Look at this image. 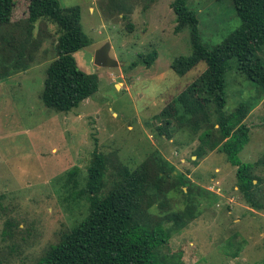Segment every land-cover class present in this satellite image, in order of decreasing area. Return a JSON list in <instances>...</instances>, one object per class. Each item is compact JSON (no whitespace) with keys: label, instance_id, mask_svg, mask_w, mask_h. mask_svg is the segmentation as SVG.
<instances>
[{"label":"rangeland","instance_id":"374dc122","mask_svg":"<svg viewBox=\"0 0 264 264\" xmlns=\"http://www.w3.org/2000/svg\"><path fill=\"white\" fill-rule=\"evenodd\" d=\"M60 1L81 7L83 28L93 42L74 55L80 68L99 76V90L69 112L44 104L47 69L57 56L61 31L42 19L28 33L29 0H19L14 25L0 29V264H35L89 213L88 198L79 194L95 151L107 157L104 193L124 167L150 162L151 205H143V219L170 231L154 253L156 264H264V95L238 70L237 58L229 61L224 110L255 104L245 121L250 140L239 159L255 163L258 207L245 200L237 167L225 154L214 150L198 159V135L159 128L158 114L207 67L201 62L185 76L171 67L177 56L193 51L191 27L175 31V0ZM187 3L209 47L242 23L233 0ZM107 43L120 66L94 63L96 51ZM154 51L158 58L148 66ZM258 53L264 59V47ZM156 152L183 178L169 173L157 189ZM189 179L200 184L194 197L191 183L184 181Z\"/></svg>","mask_w":264,"mask_h":264},{"label":"trees","instance_id":"16d2710c","mask_svg":"<svg viewBox=\"0 0 264 264\" xmlns=\"http://www.w3.org/2000/svg\"><path fill=\"white\" fill-rule=\"evenodd\" d=\"M18 3L19 0H0V29H11L14 25L13 15ZM233 3L241 25L222 43L209 47L201 39L198 15L187 0L173 2L177 15L175 31L191 27L193 51L190 55L177 56L171 64L172 69L185 76L201 62L207 67L164 107L157 118L161 122L159 128L168 133L171 129L185 128L193 136L198 135L200 144L194 153L198 159L214 150L225 154L237 167L238 187L245 200L252 207H258L255 192L258 178L252 173L255 163H242L239 159V153L250 140V127L245 121L255 104L242 102L230 113L224 109L227 104L226 73L232 58H237L238 70L264 95V59L258 53L264 47V0H233ZM28 5V33L42 19L58 25L61 31L57 56L47 69L42 99L50 108L69 112L99 90V76L80 68L74 55L93 42L83 28L81 7L63 6L60 0H29ZM3 38L10 43L6 36ZM157 58V51L149 54L146 58L148 66ZM153 159L157 189L169 173L183 178L175 165L158 152ZM149 163L145 161L133 170L124 167L119 171L120 178L104 193L107 157L103 152L95 151L85 186L79 194L88 198L89 213L70 231L63 233L35 264H156L154 253L168 241L170 231L161 225L151 227L143 219V205H151L146 197L151 189ZM70 175L76 176V169H72ZM184 181L191 183L190 197L192 194L194 197L200 184L190 179V182ZM263 207L264 201H261ZM176 218L181 220L179 215Z\"/></svg>","mask_w":264,"mask_h":264},{"label":"water","instance_id":"95a60500","mask_svg":"<svg viewBox=\"0 0 264 264\" xmlns=\"http://www.w3.org/2000/svg\"><path fill=\"white\" fill-rule=\"evenodd\" d=\"M111 46L109 43L100 47L95 54L94 63L99 67L114 68L120 66V62L110 55Z\"/></svg>","mask_w":264,"mask_h":264}]
</instances>
